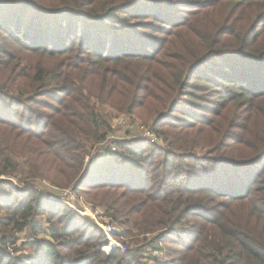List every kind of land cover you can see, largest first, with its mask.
<instances>
[{
  "label": "trees",
  "instance_id": "16d2710c",
  "mask_svg": "<svg viewBox=\"0 0 264 264\" xmlns=\"http://www.w3.org/2000/svg\"><path fill=\"white\" fill-rule=\"evenodd\" d=\"M154 251L264 264V0H0V264Z\"/></svg>",
  "mask_w": 264,
  "mask_h": 264
},
{
  "label": "rangeland",
  "instance_id": "374dc122",
  "mask_svg": "<svg viewBox=\"0 0 264 264\" xmlns=\"http://www.w3.org/2000/svg\"><path fill=\"white\" fill-rule=\"evenodd\" d=\"M200 84V83H199ZM201 92H205V89H201L200 90ZM200 92V93H201ZM198 93V92H197ZM195 115H199V113L198 112H196L195 113ZM194 116V115H193ZM199 116H201V115H199ZM120 119V120H119ZM117 120H119V122H117V121H115L114 120V125L115 126H118V128L120 127L121 128V130L120 131H118L116 134H112V135H110V136H113L114 137V139L113 140H110L109 138L107 139V143H104V144H101V145H99L97 148V150H95V151H93L91 154H90V156L89 157H87L88 158V160L87 161H85L86 162V164H91V163H94V162H102L103 160H105L106 159V157L108 156V150H109V148H110V150L111 151H114L115 150V147H114V142H116V141H121V142H123L122 140H124L125 138H127V133H125V132H128L129 130H131L130 131V133H129V135H131V134H133L134 132H137V128H140L141 126L142 127H144L145 128V131H148V129L149 130H151L150 128H148V127H146V126H144V125H142L141 123H139L138 122V120L135 118V120H137L136 122H132L131 121V118L129 117L128 118V116H123V115H121V116H119V118L117 119ZM122 121V122H121ZM124 122H126V124L124 125ZM137 124V125H136ZM131 125H133V126H131ZM136 128V129H135ZM152 132V131H151ZM153 133V132H152ZM109 136V137H110ZM155 136V135H154ZM156 137V136H155ZM157 138V137H156ZM159 139V142H156V143H159V144H161L162 143V141H161V139L160 138H158ZM152 143H155V142H152ZM146 146H148V145H143L142 146V148H145ZM64 191H62L61 193H63ZM71 194L73 193L71 190L69 191ZM76 201H78V203L80 204V206H81V208H83L85 211H87V212H90V211H92V210H90V208H91V206L89 205V204H87L85 201H81V200H76ZM72 202H74V201H72ZM78 204V205H79ZM93 212V211H92ZM99 211L97 210L96 211V213H98ZM91 213V212H90ZM147 237H153V235H146ZM155 256H157L156 258L160 261V263H158V261H150L147 257H146V259L144 260L145 262H148V264H161L162 262H164V264L166 263V262H168V258H166V256L163 254V253H161V255H160V253L158 252V251H154V253H153Z\"/></svg>",
  "mask_w": 264,
  "mask_h": 264
},
{
  "label": "built area",
  "instance_id": "2783aa9c",
  "mask_svg": "<svg viewBox=\"0 0 264 264\" xmlns=\"http://www.w3.org/2000/svg\"><path fill=\"white\" fill-rule=\"evenodd\" d=\"M126 124V122H124V125ZM140 130H142L143 132H144V135H145V137H147V138H149L152 142H159V139L158 138H156L155 136H154V134L148 129V131H145V128L144 127H140ZM109 139L110 140H113L114 139V137L113 136H110L109 137ZM88 160V158H86V161ZM68 192L66 191V192H64V195H66ZM73 197V195H71V198ZM81 200V199H80ZM81 201H83V200H81ZM108 228H109V230L111 231V232H114V228L111 226V225H108Z\"/></svg>",
  "mask_w": 264,
  "mask_h": 264
}]
</instances>
